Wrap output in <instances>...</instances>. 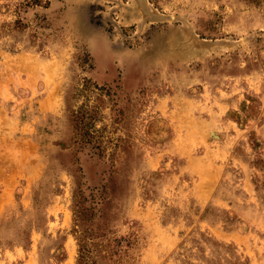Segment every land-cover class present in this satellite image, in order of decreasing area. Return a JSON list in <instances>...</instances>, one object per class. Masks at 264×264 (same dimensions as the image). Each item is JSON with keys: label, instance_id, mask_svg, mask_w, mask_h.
<instances>
[{"label": "rangeland", "instance_id": "374dc122", "mask_svg": "<svg viewBox=\"0 0 264 264\" xmlns=\"http://www.w3.org/2000/svg\"><path fill=\"white\" fill-rule=\"evenodd\" d=\"M0 264H264V0H0Z\"/></svg>", "mask_w": 264, "mask_h": 264}, {"label": "trees", "instance_id": "16d2710c", "mask_svg": "<svg viewBox=\"0 0 264 264\" xmlns=\"http://www.w3.org/2000/svg\"><path fill=\"white\" fill-rule=\"evenodd\" d=\"M83 259V258H82Z\"/></svg>", "mask_w": 264, "mask_h": 264}]
</instances>
